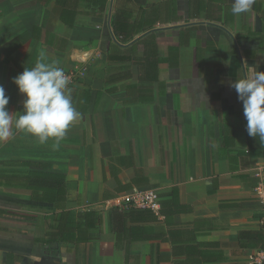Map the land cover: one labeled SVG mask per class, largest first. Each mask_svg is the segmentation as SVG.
I'll list each match as a JSON object with an SVG mask.
<instances>
[{"label":"crops","instance_id":"crops-1","mask_svg":"<svg viewBox=\"0 0 264 264\" xmlns=\"http://www.w3.org/2000/svg\"><path fill=\"white\" fill-rule=\"evenodd\" d=\"M0 0V86L14 135L0 140V264H249L262 248L253 189L264 142L230 87L264 71V0ZM63 68L80 118L58 150L14 127L13 83ZM66 177L65 208L92 212L80 243L47 244L57 210L17 179ZM154 190L157 211L133 206ZM114 208L116 210H114ZM83 223L72 218L70 228ZM263 235V234H262Z\"/></svg>","mask_w":264,"mask_h":264},{"label":"clouds","instance_id":"clouds-1","mask_svg":"<svg viewBox=\"0 0 264 264\" xmlns=\"http://www.w3.org/2000/svg\"><path fill=\"white\" fill-rule=\"evenodd\" d=\"M254 0H231V13H247ZM249 71L230 84L243 104L248 135L264 142V71L248 67ZM13 83L24 96L23 112L15 120L17 131L30 134L40 144L52 141L51 148L58 150L61 140L80 113L72 103V89L63 68L44 62L43 56L33 67L14 78ZM9 98L0 86V140L14 135L13 114L7 110Z\"/></svg>","mask_w":264,"mask_h":264},{"label":"trees","instance_id":"trees-1","mask_svg":"<svg viewBox=\"0 0 264 264\" xmlns=\"http://www.w3.org/2000/svg\"><path fill=\"white\" fill-rule=\"evenodd\" d=\"M21 180V186L32 192L31 201L51 205L58 213L55 215V220L52 229L57 230L56 233H49L47 244H52L56 241L70 242L78 244L82 242V237L86 230L91 228V215L93 213H74L65 208L67 202L66 177L63 174L52 172H37L29 171L22 176L16 177ZM114 210H116L114 208ZM83 220V223L70 228V220L72 218ZM263 234V233H262ZM258 234L262 237V246H264V234Z\"/></svg>","mask_w":264,"mask_h":264},{"label":"built area","instance_id":"built-area-1","mask_svg":"<svg viewBox=\"0 0 264 264\" xmlns=\"http://www.w3.org/2000/svg\"><path fill=\"white\" fill-rule=\"evenodd\" d=\"M69 81L73 79L72 74L67 75ZM254 198L258 204L261 213L260 226L264 234V181L260 182L254 189ZM133 206L143 209L157 211L159 208L158 195L154 190H138L133 189L131 199ZM249 264H264V246L256 251L251 257Z\"/></svg>","mask_w":264,"mask_h":264},{"label":"water","instance_id":"water-1","mask_svg":"<svg viewBox=\"0 0 264 264\" xmlns=\"http://www.w3.org/2000/svg\"><path fill=\"white\" fill-rule=\"evenodd\" d=\"M36 264H54L53 261H41L40 263Z\"/></svg>","mask_w":264,"mask_h":264}]
</instances>
